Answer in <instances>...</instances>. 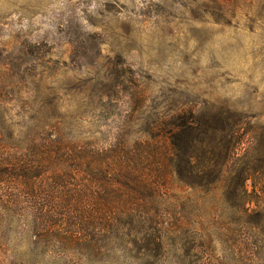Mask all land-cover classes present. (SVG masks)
<instances>
[{"label":"rangeland","instance_id":"1","mask_svg":"<svg viewBox=\"0 0 264 264\" xmlns=\"http://www.w3.org/2000/svg\"><path fill=\"white\" fill-rule=\"evenodd\" d=\"M0 89V125L20 141L38 114L49 133L108 145L129 118L192 111L231 115L261 144L264 0H0ZM242 163L219 180L173 166L144 205L160 224L138 237L82 225L73 239L61 198L63 228L35 230L32 203L0 185V264H264V177L240 181Z\"/></svg>","mask_w":264,"mask_h":264},{"label":"trees","instance_id":"2","mask_svg":"<svg viewBox=\"0 0 264 264\" xmlns=\"http://www.w3.org/2000/svg\"><path fill=\"white\" fill-rule=\"evenodd\" d=\"M31 119L38 124L24 141L18 139L20 132L6 133L0 125V185L5 192L16 191L14 202L32 203L35 230L63 228L61 198L73 239L82 240V225L100 234L118 225L126 229L124 235L146 236L150 224L158 226L162 215L148 213L144 205L162 196L173 166L178 175L187 171L219 180L224 167L241 161L240 181L254 174L264 177V141L247 137L240 120L231 115L181 111L145 128L129 118L123 123L128 130H120L108 145L81 141L70 132L49 133V121L39 114ZM133 133L138 137L131 138ZM252 150L258 151L254 163ZM46 174L52 176L50 186L40 183Z\"/></svg>","mask_w":264,"mask_h":264}]
</instances>
